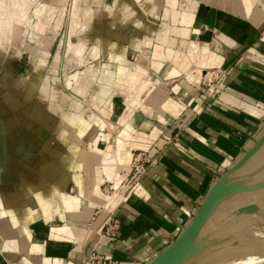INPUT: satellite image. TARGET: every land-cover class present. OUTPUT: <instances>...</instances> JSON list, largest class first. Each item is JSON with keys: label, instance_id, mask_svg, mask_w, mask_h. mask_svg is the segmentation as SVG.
Here are the masks:
<instances>
[{"label": "crops", "instance_id": "crops-1", "mask_svg": "<svg viewBox=\"0 0 264 264\" xmlns=\"http://www.w3.org/2000/svg\"><path fill=\"white\" fill-rule=\"evenodd\" d=\"M64 1L19 0L54 17ZM80 2L79 41L102 51L100 62H88L87 89L73 87L76 74L69 91L54 89L65 100L59 113L35 104L54 91L40 87V68L30 98L0 90V264H88L94 250L120 264H151L229 170L247 171L258 153L243 161L264 136V0ZM192 60L226 71L214 104L202 98ZM140 150L158 154L144 173L131 168ZM227 192L217 193L192 256L204 252L201 264L238 251L260 228L237 212L249 202ZM234 212L235 245L214 248L229 242L213 233L214 218ZM113 218L121 223L117 240L101 236Z\"/></svg>", "mask_w": 264, "mask_h": 264}, {"label": "rangeland", "instance_id": "rangeland-1", "mask_svg": "<svg viewBox=\"0 0 264 264\" xmlns=\"http://www.w3.org/2000/svg\"><path fill=\"white\" fill-rule=\"evenodd\" d=\"M20 3L21 2H19V0H0L1 37L4 39L7 34V37L5 39L9 38L11 41L9 45L12 47V49L16 50L14 54L11 53L6 56L9 57L8 60L6 59V63H2V52H0V86L8 85V87L10 88L12 84L21 88L30 87L32 89L30 94L32 96L36 91V85L38 86V84L35 85L33 82H38V80L34 79L39 76L38 72L40 68L41 88L45 86L46 88L52 90L56 89L59 91H64L68 89L67 91H69L70 89L67 87V84L69 83L68 80L72 75L76 74L78 78L76 81H72L73 87L76 88V86H78L79 89H87L89 80H87L86 82L85 78L88 74V71L90 72V65L88 62H94L95 60H98L97 62H100L102 51L101 49H98L94 52L89 51L87 48V42L79 41L81 39H79V34L77 33V31L80 29V27H85V24L83 23L84 18L82 16L83 12L81 9L80 0H65L59 12H57V17H54L52 15L44 16V12H41V8L37 7L36 9L33 8L30 10L24 4V7L22 5L21 9L15 10V5L19 6ZM113 3L114 9L118 3L116 1ZM109 4L110 3H107V6ZM92 8L96 12L101 11V7L99 6H93ZM8 18H10V20ZM4 21L6 22V25H4ZM18 23H20L18 25L19 31L15 34V28ZM161 24L164 25V23H160V25ZM7 26L9 29H7ZM101 37L102 35L99 36L98 40H101ZM70 47L78 48L71 49ZM139 52L140 55H143L147 59L152 58L153 50L151 49H143ZM192 62V68L194 67V69L198 72L199 92L202 98L204 99V101L207 100L209 104H214L220 99L225 91L221 82L223 90L221 91V93L212 97V93L209 91V89L216 83L209 82L210 80H208L206 76L209 73L220 69L200 66L195 68L194 60H192ZM100 71L101 67L98 68V73H101ZM177 82L178 80H176L175 84H177ZM29 83H32L33 85ZM168 84L170 83L163 82L160 85L165 86ZM57 94L60 95V93L55 92L54 90L53 94L50 97L47 98L45 96V98L47 99L43 97V99L38 98L37 100L39 101L36 100L35 104H38L41 107H43L42 104H44L47 106V108H49L50 101L54 96H57ZM172 98L182 105V100L179 97L174 95L172 96ZM63 103H65V100ZM62 105L60 104L59 106H61L62 108ZM95 113H97V111H95ZM262 148H264V145L256 153L261 151ZM256 153H254L250 159L243 162V167L247 165V163L253 158ZM250 166L251 164L248 167ZM232 171L233 170H229L227 173V177L225 178L226 181L224 182L227 183L226 185H228V187H225L223 191L237 188L235 189L236 191H233V193L229 194L234 195V200L242 199L246 202H249L247 205L254 204L258 207L260 206V209L258 208L255 213H246L254 216L256 222L260 223V228L255 227L253 230H251V232L249 233L250 237L247 241L249 245H257V248L253 254L247 255L246 253L250 252L251 249L245 247L244 244H242L240 245V248L238 251H236V253H232V251L223 253L224 255H222V257L218 259V262H227L230 260L248 261L253 259L249 258L251 256H262V252L259 249L263 247L262 244L264 243V236L262 234L264 224L262 221L264 219V175L262 174H264V167L257 166L252 169H247V171L245 172L243 171V169L238 171L236 170L237 172L233 171L234 174H232ZM231 175L233 178L231 177ZM244 187H251L253 190L249 191L250 193H247L246 195H244V193L242 192L236 194V192L241 191ZM243 207H240L239 210ZM239 210H237V212H239ZM237 212L229 215L227 219L224 220H215L214 218L213 227L215 231H213V233H217L218 236L222 238L225 237L229 241L225 244H213L214 248L222 247V245L224 247L235 245V241L238 238L240 229L230 226L231 223L236 219L235 216L237 215ZM238 222L239 221L233 222V225L237 226ZM252 224H255V222H252ZM232 254L236 255H233V257H231ZM204 255L206 254H204L203 252V257L199 256L200 259L195 258V260H193L194 257H191L184 264H193L194 261H196V264H201L200 262H203L206 259ZM254 259L259 260V258ZM260 259L262 260L257 263L264 264V255Z\"/></svg>", "mask_w": 264, "mask_h": 264}, {"label": "water", "instance_id": "water-1", "mask_svg": "<svg viewBox=\"0 0 264 264\" xmlns=\"http://www.w3.org/2000/svg\"><path fill=\"white\" fill-rule=\"evenodd\" d=\"M264 145V136L255 144V146L247 153L245 160H248ZM226 182H222L218 185L206 198L205 202L202 204L200 210L196 214L191 225L186 229V231L162 254H160L151 264H184L188 259H190L194 253L197 246L198 240L202 236V232L205 231L206 226L212 218L211 210L214 206L215 197L217 193L220 192L225 187ZM226 185V186H224ZM235 189H229L227 193L236 191ZM251 187H244L241 191H252ZM258 210V206L254 204L247 205L239 210L238 214L244 213H255Z\"/></svg>", "mask_w": 264, "mask_h": 264}, {"label": "built area", "instance_id": "built-area-1", "mask_svg": "<svg viewBox=\"0 0 264 264\" xmlns=\"http://www.w3.org/2000/svg\"><path fill=\"white\" fill-rule=\"evenodd\" d=\"M226 71L223 69L209 73L206 78L210 80L209 82H215L216 84L212 86L209 91L212 93L211 96H215L223 90L221 82L223 80ZM210 85V84H209ZM215 90V91H214ZM158 159L157 155H151L148 151H137L133 154L131 167L138 172L144 173L150 166H152ZM105 192L111 194L113 192L110 185L105 186ZM121 223L119 219H111L101 230V235L103 238L110 240H117L119 238ZM88 264H120L112 258H109L97 250H94L88 260Z\"/></svg>", "mask_w": 264, "mask_h": 264}, {"label": "bare ground", "instance_id": "bare-ground-1", "mask_svg": "<svg viewBox=\"0 0 264 264\" xmlns=\"http://www.w3.org/2000/svg\"><path fill=\"white\" fill-rule=\"evenodd\" d=\"M23 4H19V6H17V5H15L16 6V8H15V10L16 9H21V6H22ZM23 7H24V5H23ZM5 17V16H4ZM3 17V18H4ZM8 17V16H7ZM9 20H10V18H8ZM15 20V19H14ZM6 21V20H5ZM4 21V22H5ZM3 22V21H2ZM9 24H10V22H9ZM20 23H18L17 25H16V28H15V34H16V32H18L19 31V29H18V25H19ZM4 25H6V22H5V24ZM9 26V25H8ZM8 26H7V29H9L8 28ZM12 26V25H11ZM13 29V28H12ZM8 33V32H7ZM71 35H72V33H71ZM6 37H7V34H6ZM6 37H4V39L6 38ZM2 37H1V33H0V52H2V54H1V56H2V60H3V62L2 63H6L7 62V60L9 59V57H6V56H8L9 54H11V53H15L16 52V50L15 49H12V47L9 45V43L11 42L10 41V39L8 38V39H5L4 40ZM71 49H76V48H78V47H70ZM19 53V52H18ZM17 53V54H18ZM7 59V60H6ZM35 84V83H34ZM33 85V84H32ZM32 87V86H31ZM5 89H8V90H10V91H12V92H14L15 94H22L23 92H26V94L25 95H27L26 97L27 98H30L31 97V91H32V89L30 88V87H27V88H21V87H17V86H14V85H12L11 84V86H10V88L8 87V85H6V86H0V90L2 91H4ZM46 90V89H45ZM2 91V92H3ZM1 92V93H2ZM29 96V97H28ZM42 98V97H41ZM48 98V97H47ZM17 98H15L14 97V99H12L11 100V103H13L14 105H16L17 104V100H16ZM43 99V98H42ZM39 101V100H38ZM46 101V100H45ZM50 101V100H49ZM63 102H64V100L62 99V96H61V94L60 95H58L57 94V96H54L53 98H52V100L50 101V104H49V108L50 109H52V110H57L58 111V113L61 111L60 109H61V106H59L60 104L62 105L63 104ZM59 107V108H58ZM71 116V115H70ZM74 118V117H73ZM6 120V119H5ZM4 120V121H5ZM71 120V119H70ZM9 123V122H8ZM71 124V123H70ZM8 126V125H7ZM65 153V152H64ZM246 161V160H245ZM244 162V161H243ZM7 163V162H6ZM20 163V162H19ZM18 163V164H19ZM251 164V166L250 167H247L246 169H252V168H254V167H257V166H261V167H264V148H262V150L261 151H259L258 152V154H256V156L254 157V159L251 161V162H249V164H248V166ZM256 164V165H255ZM262 175H264V174H262ZM215 204H216V197H215V201H214V206H215ZM214 206L212 207V210H214L213 208H214ZM259 209H260V206L258 207ZM212 210H211V212H212ZM194 220V219H193ZM263 221V223H264V219L262 220ZM193 222V221H192ZM191 225V224H190ZM263 231H262V234H263V236H264V224H263V229H262ZM247 243L244 245L245 247H247ZM254 245V244H253ZM253 245H248V248L249 249H251V251L250 252H247L246 254L247 255H249V254H253L255 251H256V248H257V245H255V246H253ZM263 245V247L261 248V249H259L262 253H261V255L263 256L264 255V243L262 244ZM261 245V246H262ZM243 246V247H244ZM249 251V250H248ZM258 251V250H257ZM232 253H236V251H234V250H232ZM233 255L235 256L236 254H232L231 255V257H233ZM261 256V257H262ZM259 255L258 256H251V257H249V258H253V259H251V260H248V261H240V260H230V261H224V262H218V259H216L217 260V262L216 263H213V264H255V263H257V262H260L262 259H260L261 258ZM254 258H259V260H257V259H254ZM214 262V261H213ZM258 264V263H257Z\"/></svg>", "mask_w": 264, "mask_h": 264}]
</instances>
